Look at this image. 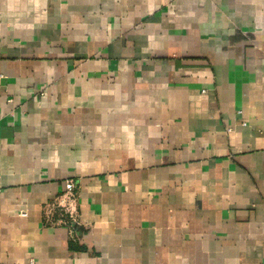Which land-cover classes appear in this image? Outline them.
<instances>
[{"label": "crops", "instance_id": "1", "mask_svg": "<svg viewBox=\"0 0 264 264\" xmlns=\"http://www.w3.org/2000/svg\"><path fill=\"white\" fill-rule=\"evenodd\" d=\"M0 264H264V0H0Z\"/></svg>", "mask_w": 264, "mask_h": 264}, {"label": "built area", "instance_id": "2", "mask_svg": "<svg viewBox=\"0 0 264 264\" xmlns=\"http://www.w3.org/2000/svg\"><path fill=\"white\" fill-rule=\"evenodd\" d=\"M78 185L72 179L65 180L63 191L45 205L46 222L55 224H70L77 220ZM25 215V213H23Z\"/></svg>", "mask_w": 264, "mask_h": 264}]
</instances>
